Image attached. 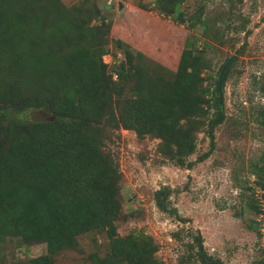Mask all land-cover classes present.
Masks as SVG:
<instances>
[{
  "label": "trees",
  "instance_id": "16d2710c",
  "mask_svg": "<svg viewBox=\"0 0 264 264\" xmlns=\"http://www.w3.org/2000/svg\"><path fill=\"white\" fill-rule=\"evenodd\" d=\"M184 1L152 0L138 6L191 30L201 26L199 34L208 36L202 5L185 14ZM108 29L89 0L69 6L61 0H0V264H54L53 257L73 248L76 237L86 232H103L108 238L105 254L89 256L93 264H153L149 235L130 230L119 236L115 231L120 174L102 149L105 129L121 126L137 136L151 134L160 140V152L185 168L193 165L186 157L195 149L198 127L206 126L208 149L195 162L214 148L213 128L223 118L216 86L221 65L214 76L202 75L209 65L192 36L184 38L176 68L168 75L142 67L143 55L132 54L118 39L112 42L122 47V59L108 67L101 59L108 53ZM111 58L115 63L116 56ZM125 84L127 95L120 97ZM260 90L264 93V82ZM210 108L213 115L207 117ZM32 109H44L49 116L10 117ZM251 172L264 202L263 157ZM155 201L163 210L162 201ZM245 204L258 210L254 201ZM5 239L42 242L45 252L25 263H4ZM253 264H264L263 255Z\"/></svg>",
  "mask_w": 264,
  "mask_h": 264
},
{
  "label": "rangeland",
  "instance_id": "374dc122",
  "mask_svg": "<svg viewBox=\"0 0 264 264\" xmlns=\"http://www.w3.org/2000/svg\"><path fill=\"white\" fill-rule=\"evenodd\" d=\"M81 0H61L65 6ZM95 3L108 24L107 54L101 59L113 67L122 59V47L140 52V65L168 75L177 65L183 41L196 37L212 73L230 56L233 62L222 85V121L213 128L214 148L207 158L195 162L208 149L205 125L195 130V149L186 157L189 168L178 166L159 150L160 140L151 134L137 136L118 126L105 129L103 151L119 171L117 197L120 211L115 231L125 236L130 230L149 235L155 246L153 264H253L264 254V202L254 184L251 165L264 160V0H185L181 9L191 13L202 5L208 36L173 23L153 10L140 9L152 0H89ZM114 54L117 60L112 61ZM155 73V72H154ZM114 78V76H112ZM203 85H208L204 80ZM120 97L127 95V86ZM213 108L207 117L213 115ZM44 109L10 114L22 120L45 119ZM205 118L203 119V121ZM163 203V210L156 205ZM257 203L258 210L246 206ZM247 225H255L250 230ZM198 235L200 244L194 237ZM3 262L25 263L45 252L42 242L22 244L13 239L1 243ZM108 250L103 232H86L76 237L73 248L58 252L54 264H93L92 254ZM198 251V253H197Z\"/></svg>",
  "mask_w": 264,
  "mask_h": 264
},
{
  "label": "water",
  "instance_id": "95a60500",
  "mask_svg": "<svg viewBox=\"0 0 264 264\" xmlns=\"http://www.w3.org/2000/svg\"><path fill=\"white\" fill-rule=\"evenodd\" d=\"M234 55H230L228 56L224 62L221 64L217 76H216V86H217V96H218V103L221 104V100H222V85H223V74L228 66V64L230 63V61L232 60ZM200 244V241L198 240V246ZM210 264V263H208Z\"/></svg>",
  "mask_w": 264,
  "mask_h": 264
},
{
  "label": "flooded vegetation",
  "instance_id": "af4514ba",
  "mask_svg": "<svg viewBox=\"0 0 264 264\" xmlns=\"http://www.w3.org/2000/svg\"><path fill=\"white\" fill-rule=\"evenodd\" d=\"M209 261L207 260V263H208Z\"/></svg>",
  "mask_w": 264,
  "mask_h": 264
}]
</instances>
